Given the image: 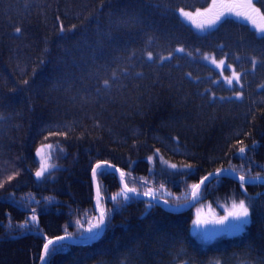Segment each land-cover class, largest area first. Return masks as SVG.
<instances>
[{
  "label": "trees",
  "instance_id": "1",
  "mask_svg": "<svg viewBox=\"0 0 264 264\" xmlns=\"http://www.w3.org/2000/svg\"><path fill=\"white\" fill-rule=\"evenodd\" d=\"M182 11L193 12L189 22L224 15L200 34ZM263 17L264 0H0V264H42L48 239L88 228L100 162L123 172L138 196L116 172L98 175L104 235L50 264H216L212 256L235 253L239 264H264V206L251 203L262 186L242 191L229 175L264 177ZM204 54L242 72L233 87L242 97L212 88L221 73ZM44 144L52 168L39 179ZM210 173L220 177L199 204L245 198L252 221L199 246L189 226L195 207L176 209ZM148 187L169 190L157 195L166 203L143 196Z\"/></svg>",
  "mask_w": 264,
  "mask_h": 264
},
{
  "label": "rangeland",
  "instance_id": "2",
  "mask_svg": "<svg viewBox=\"0 0 264 264\" xmlns=\"http://www.w3.org/2000/svg\"><path fill=\"white\" fill-rule=\"evenodd\" d=\"M185 13L192 14L193 12L189 11H182L181 15L182 17L196 30V32L200 34H205L213 29H215L219 22H216L214 24L209 23H200V22H189L185 18ZM264 18V17H263ZM198 25H203V27H198ZM260 35H264V31H259ZM204 61L214 66L218 72L221 73V78L227 83L229 87H234L235 85H239L241 87L242 85V72L238 71L237 67L229 63L228 59L226 57L218 58L214 54H204L201 56ZM223 60L224 64L221 65L220 61ZM235 74H238L237 76H234ZM219 79V80H220ZM228 79L232 80V84H228ZM242 97V93L237 94V98ZM50 155H51V148L48 144H44L38 147L37 149V158L40 162L39 168L37 171L41 169V166H45L44 174L39 178H43L52 168L51 161H50ZM147 192H151V195H157L162 193H165L167 195L170 194L169 190H160L156 187H148ZM245 201V206L249 207L250 211V217L249 221L251 219V208L248 204V201L246 199H242ZM240 200H233L230 203H223L221 202L220 205H214L213 203H201L195 208V219L193 221L192 225V234L199 240V242L203 244H208L211 242L216 241L217 239L221 238H227L234 236L235 234L239 233H233L230 231H225L224 229L228 225L229 222L235 223V221L232 220L231 217L228 216L229 212L235 211L234 205H238ZM223 217H228V220H225L223 224L219 223V221ZM99 219V216L97 215L94 217L89 226L91 224L97 223ZM88 226V227H89Z\"/></svg>",
  "mask_w": 264,
  "mask_h": 264
},
{
  "label": "snow or ice",
  "instance_id": "3",
  "mask_svg": "<svg viewBox=\"0 0 264 264\" xmlns=\"http://www.w3.org/2000/svg\"><path fill=\"white\" fill-rule=\"evenodd\" d=\"M197 14H199V13H197ZM185 15H189V13H185ZM223 15H224V13H220L219 15L216 16V18L214 20H211L208 23L209 24L216 23V21L220 20L221 16H223ZM198 27H203V25H198ZM16 31H17V33H19L21 31V29L17 28ZM61 31L63 32L62 27H61ZM178 51L183 52L184 49L180 48V49H178ZM148 59L149 60L151 59V53H149ZM220 64L223 65L224 61L221 60ZM234 76L238 77V74L234 73ZM228 84L229 85L232 84L231 79H228ZM104 86L108 87L107 81H105ZM220 99H225V98L221 97ZM239 153L240 154L245 153V148L240 147ZM173 167H175V166H173ZM109 168L114 169V166L108 165L107 162L97 163L94 167L91 168V175L93 178L97 177V175L103 176L105 174V171ZM44 170H45V166L42 165L41 169L39 171H36L35 177L40 178L44 174ZM216 173H221V169H217ZM234 173H235V169H233L232 172L229 173V175H233ZM213 175H214L213 173H210L208 176H205L203 179H201L199 184H193L192 185L194 196L196 195V190H198L200 188L201 184H204ZM120 177L121 178L124 177L123 172L120 173ZM238 180H239V183L241 185L242 191H246V188H245L246 184L255 183L257 181L264 180V177H261L260 174L257 173L256 176H248V177H246L244 175H240ZM125 188H126L127 192H135L136 191L135 189L127 188V186H125ZM96 193H97V197H99L100 187L98 184L96 186ZM144 195L149 196V195H151V192L144 193ZM234 208L236 210L229 212L228 216L231 217L232 220L235 221V223L229 222L224 230L230 231L233 233H239V232H242L244 230L245 225L248 224L249 217H250V211H249V207L245 206L244 200H240L238 205H234ZM32 211L35 212L36 210L33 209ZM36 220H37V216L32 215L31 221L35 222ZM225 220H228V217H223L219 221V223L223 224ZM26 223H27V221H26ZM104 227H106V212L103 209H101L99 211V219H98L97 223L91 224L87 229H83L82 231H79L76 234L66 233L65 235L57 236L55 238V240L48 239L47 242L43 244L44 255L41 256L40 259L44 262V264H50V258L55 254H59V253L63 252V250L66 247H70V246L78 244V243L79 244H87L89 242L96 241L97 238L101 235V232L103 231ZM65 242H67V243H65ZM53 245H54V247L50 248V246H53Z\"/></svg>",
  "mask_w": 264,
  "mask_h": 264
},
{
  "label": "bare ground",
  "instance_id": "4",
  "mask_svg": "<svg viewBox=\"0 0 264 264\" xmlns=\"http://www.w3.org/2000/svg\"><path fill=\"white\" fill-rule=\"evenodd\" d=\"M192 3H195V2H192ZM144 75V74H143ZM126 77H127V79H129V78H132L131 77V75L129 74H126ZM144 77V76H143ZM213 86L214 87H212L213 89H217V90H221V92L223 91V90H230V91H232V94H231V96L229 97V98H231V99H237V94L238 93H240L239 91H237V89H234L233 87L232 88H230L228 85H227V83L223 80V78L222 79H220V80H218V81H216L215 80V82L213 83ZM117 176H118V174H117ZM260 176H263V174L262 173H260ZM119 177V176H118ZM92 179H93V183H94V178L92 177ZM97 179H98V182H99V178H98V175H97ZM256 183L257 184H259L260 186H262V187H260V188H257V190L253 193V200L251 201V203L253 204V205H256V206H258L259 207V210H260V205L261 206H264V180H260V181H257V182H255V183H252V184H255L256 185ZM95 185V184H94ZM243 199H245V198H243ZM240 200H242V199H240ZM247 201H248V204H249V200L248 199H246ZM250 206V205H249ZM186 207H180V208H178V209H176V213H181V212H183V211H181V210H183V209H185ZM171 209H175V208H171ZM192 225H193V219H190V221H189V226H190V231H191V229H192ZM189 226H188V229H189ZM104 235V234H103ZM102 235V236H103ZM101 236V237H102ZM101 237H99V238H97V240L98 239H100ZM96 240V241H97ZM195 240V242H196V244L197 245H202V243L201 242H199V240H197V239H194ZM93 242H95V241H93ZM93 242H89V243H87V244H91V243H93ZM215 244H218V243H215ZM235 255H236V257H235ZM241 257V253H235L234 254V256H233V258H231L232 260L231 261H228V260H226L225 259V257L222 255V254H217V255H214V256H212V258H214L215 259V261L217 262L216 264H220V262L219 261H221V262H224L223 264H239V263H237V262H235L236 260H238L239 258ZM213 264H215V262L213 263ZM241 264H246V263H241Z\"/></svg>",
  "mask_w": 264,
  "mask_h": 264
},
{
  "label": "water",
  "instance_id": "5",
  "mask_svg": "<svg viewBox=\"0 0 264 264\" xmlns=\"http://www.w3.org/2000/svg\"><path fill=\"white\" fill-rule=\"evenodd\" d=\"M108 165H110V166H113V165H111V164H108ZM109 169H111V170H114V171H116L117 172V174H118V176H119V179H120V181H121V184H122V188L126 191V188H125V186H127V184L124 182V179L123 178H121L120 177V171L118 170V169H116V167L114 166V169H112V168H109ZM232 177H234V179H236L237 181H239L238 180V178L239 177H237L236 175L234 176V175H231ZM218 177H220V176H212L208 181H206L204 184H201V186H200V188L198 189V192H197V194H196V196L194 197V199L191 201V203L188 205V207H193L195 204H196V202L198 201V199H199V195H200V191H201V189L203 188V186L207 183V182H209L211 179H214V178H218ZM94 184H95V189H96V186H97V184L99 185V182H98V179H97V177H95L94 178ZM100 187V186H99ZM127 188H128V186H127ZM127 192V191H126ZM128 194H130L131 196H134V194H133V192H127ZM100 194L101 193H99V197H97V193H96V201H97V203H96V210H97V213L99 214V211H100V208L98 207V201H99V198H100ZM148 199H151L152 201H154V202H158V199H155V198H150V197H148ZM105 230H106V227H104V229H103V231L101 232V235L99 236V237H101L104 233H105ZM98 237V238H99ZM67 243V242H66ZM79 244V243H78ZM52 246H50V248H51ZM44 255V254H43ZM42 264H44V262L42 261Z\"/></svg>",
  "mask_w": 264,
  "mask_h": 264
}]
</instances>
